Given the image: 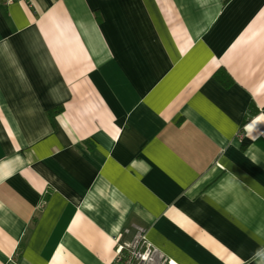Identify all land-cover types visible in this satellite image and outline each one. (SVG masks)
I'll use <instances>...</instances> for the list:
<instances>
[{"label":"crops","instance_id":"crops-1","mask_svg":"<svg viewBox=\"0 0 264 264\" xmlns=\"http://www.w3.org/2000/svg\"><path fill=\"white\" fill-rule=\"evenodd\" d=\"M30 1L0 5V264H116L136 227L264 264V0Z\"/></svg>","mask_w":264,"mask_h":264},{"label":"built area","instance_id":"built-area-1","mask_svg":"<svg viewBox=\"0 0 264 264\" xmlns=\"http://www.w3.org/2000/svg\"><path fill=\"white\" fill-rule=\"evenodd\" d=\"M15 1L31 2L30 0H0V5H9ZM115 239L118 240V236ZM170 262L155 245L147 240L145 229L142 227H136L129 241L118 243L116 246V264H170Z\"/></svg>","mask_w":264,"mask_h":264},{"label":"trees","instance_id":"trees-1","mask_svg":"<svg viewBox=\"0 0 264 264\" xmlns=\"http://www.w3.org/2000/svg\"><path fill=\"white\" fill-rule=\"evenodd\" d=\"M220 78V76H219ZM220 81L224 84V85H228L227 81H225L224 79L220 78Z\"/></svg>","mask_w":264,"mask_h":264}]
</instances>
